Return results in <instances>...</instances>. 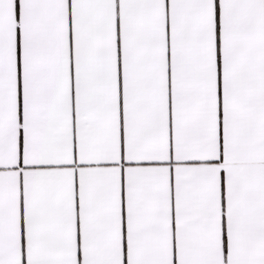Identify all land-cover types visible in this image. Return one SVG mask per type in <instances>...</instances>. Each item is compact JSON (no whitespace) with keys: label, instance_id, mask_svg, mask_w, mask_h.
<instances>
[{"label":"snow or ice","instance_id":"6c2138e0","mask_svg":"<svg viewBox=\"0 0 264 264\" xmlns=\"http://www.w3.org/2000/svg\"><path fill=\"white\" fill-rule=\"evenodd\" d=\"M125 259L264 264V0H0V264Z\"/></svg>","mask_w":264,"mask_h":264},{"label":"crops","instance_id":"0c3cea01","mask_svg":"<svg viewBox=\"0 0 264 264\" xmlns=\"http://www.w3.org/2000/svg\"><path fill=\"white\" fill-rule=\"evenodd\" d=\"M219 12V0H217V14ZM17 18H19V0H17ZM126 251V249H125ZM227 252V248L225 247V253ZM125 264H126V259H125Z\"/></svg>","mask_w":264,"mask_h":264}]
</instances>
